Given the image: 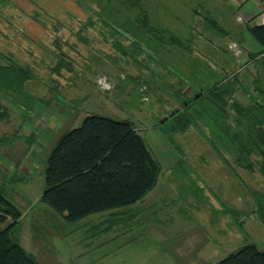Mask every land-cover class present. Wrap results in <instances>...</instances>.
<instances>
[{
    "label": "rangeland",
    "instance_id": "374dc122",
    "mask_svg": "<svg viewBox=\"0 0 264 264\" xmlns=\"http://www.w3.org/2000/svg\"><path fill=\"white\" fill-rule=\"evenodd\" d=\"M258 1L194 0L226 35L195 19L189 57L163 49L161 59L123 33L131 26L105 22L104 0H0V66L13 61L30 72L21 86L0 87V193L20 211L13 238L38 264H216L247 244L264 250L260 155L240 164L231 141L215 136L213 119L200 111L204 97L190 108L220 79L236 82L238 101L259 98L264 59L255 60L264 50L249 32L264 23ZM91 114L131 121L161 169L141 201L70 222L42 199L47 159ZM213 146L229 164L219 168ZM195 157L202 190L167 184L166 164ZM189 192L195 199H185Z\"/></svg>",
    "mask_w": 264,
    "mask_h": 264
},
{
    "label": "trees",
    "instance_id": "16d2710c",
    "mask_svg": "<svg viewBox=\"0 0 264 264\" xmlns=\"http://www.w3.org/2000/svg\"><path fill=\"white\" fill-rule=\"evenodd\" d=\"M104 1V13L100 16L105 22L115 29L131 26L123 33L136 43L145 44L156 58H166L158 56L157 52L163 49L175 56L186 53L189 57L195 19L203 22L207 32L219 37L226 35L214 13L206 11L202 4L196 7L194 0ZM202 9L205 15L200 14ZM249 32L264 50V23L249 25ZM29 79V70L13 61L0 66L2 88L21 86ZM255 81L259 96L264 95V76L260 73ZM236 85L234 80L220 79L207 91H200L203 94L196 98L204 97L205 111L213 119L215 131L218 123L224 128L225 136L238 146L239 163H250L248 156L257 153L264 171V100L250 105L234 102L229 107L238 122L234 130L227 128L226 114L220 110L227 112V100L234 97ZM214 109L220 114L215 116ZM2 113L0 105V117ZM159 171L160 165L131 121L91 114L77 128L64 133L52 149L47 159L42 199L56 212L65 214L68 221L75 222L141 201L156 186ZM8 217L12 222L0 228V264H38L13 238L20 211L0 193V222ZM216 264H264V250L247 244Z\"/></svg>",
    "mask_w": 264,
    "mask_h": 264
},
{
    "label": "crops",
    "instance_id": "0c3cea01",
    "mask_svg": "<svg viewBox=\"0 0 264 264\" xmlns=\"http://www.w3.org/2000/svg\"><path fill=\"white\" fill-rule=\"evenodd\" d=\"M258 5H260L261 3H263V0H259L258 2ZM250 19V18H249ZM255 20V19H254ZM259 58H261V57H259ZM259 58H257L256 60H258ZM255 60V61H256ZM264 100V95H262V96H259V98L257 97V98H255L254 100L252 99V100H244V101H238L237 100V98H236V94L234 95V97L233 98H229L228 100H227V104H228V106H227V112H225V111H222V109L220 108V110H221V113H224V116H225V114H226V116L224 117V118H226V123H227V125H228V127L227 128H229V130L230 129H232V130H234L236 127H237V125H238V122H237V120H236V118H235V116L233 115V113L232 112H230V106L234 103V102H238V103H240V104H244V105H250V104H252V103H260V102H262ZM199 101H201V99L200 98H196L195 100H194V103H192L191 104V106H190V108H192L194 105H196L197 103H199ZM205 104H202V106H201V110L200 111H205V106H204ZM213 112H214V114H215V116H216V114L217 115H219L220 114V112H219V110L217 109V111L214 109L213 110ZM198 114V113H197ZM201 115V114H200ZM218 120V119H217ZM216 120V121H217ZM217 127H216V130H218L217 131V134L215 135V136H218L220 139H222V138H225V137H227V136H225V130H223L224 128L222 127V126H220L218 123H217ZM228 138V141H231V139L232 138H230V137H227ZM232 144H233V146L230 148L231 149V151H234V152H236V150H237V145L235 144V143H233V142H231ZM233 147H236V148H233ZM213 148H214V152L215 153H217L218 154V156L220 157V159H221V161L219 160V168H220V165L222 166V165H226V164H229L230 163V161L228 160V158L224 155V154H222V150L219 148V147H217V146H213ZM194 150H192V152H198L199 151V149L200 148H198V145H196L194 148H193ZM176 150V149H175ZM177 151V150H176ZM177 152H179V151H177ZM155 161H157L155 158H153ZM199 160H201V158L200 157H195V160L193 161H190V160H187L186 159V161H184V160H180L179 159V161L178 162H175V163H170L169 165H167L166 164V167H167V171L168 172H166V173H168L169 174V177L168 178H166V182H167V184L169 183L170 184V186H175V185H177L178 186V184H180V186H182V185H189V184H193V185H195V186H197L199 189H201L202 190V177L200 176V177H198V175L193 171V166L194 165H196L197 164V162L199 161ZM158 162V164L160 165V163L161 162H159V161H157ZM223 167V166H222ZM160 169H161V165H160ZM190 170H192V171H190ZM197 172V171H196ZM181 175V176H180ZM181 177V178H180ZM233 177L232 176H230V179H232ZM157 180H158V178H157ZM168 180V181H167ZM203 180H204V178H203ZM205 182V181H204ZM157 183V182H156ZM175 183V184H174ZM223 183H225V185H228V182L227 181H223ZM161 184H162V182H161ZM179 187V186H178ZM155 188V187H154ZM153 188V189H154ZM175 189H177V191L178 190H180L179 188H176V187H174ZM152 189V190H153ZM229 191V190H228ZM151 195H153V194H151ZM150 195V196H151ZM186 198V200L187 201H189V199H192V198H194L195 199V197H194V195H193V193H191V192H189V193H187V195L185 196ZM228 210H230V209H228ZM221 211V210H220ZM223 211V210H222ZM205 232V231H204ZM204 237H202V239H203V242H202V244H201V246H200V248L199 249H196V251H198V252H200L202 249H203V247L205 246V244L208 242V238H207V236H206V234L204 233V235H203ZM196 238H197V240H199V239H201V237H199V236H196ZM193 244L195 245V242H194V240H192V243L191 242H189V245H188V247L190 248V249H192L193 248ZM186 248V247H185ZM188 248V249H189ZM198 248V247H197ZM195 251V252H196ZM197 253V252H196ZM214 253V252H213ZM212 253V254H213ZM211 254V253H210Z\"/></svg>",
    "mask_w": 264,
    "mask_h": 264
}]
</instances>
